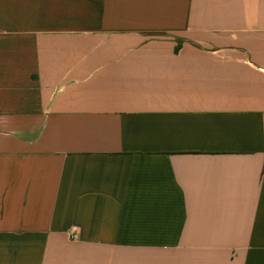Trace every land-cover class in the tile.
I'll use <instances>...</instances> for the list:
<instances>
[{
  "label": "crops",
  "instance_id": "1",
  "mask_svg": "<svg viewBox=\"0 0 264 264\" xmlns=\"http://www.w3.org/2000/svg\"><path fill=\"white\" fill-rule=\"evenodd\" d=\"M0 264H264V0H0Z\"/></svg>",
  "mask_w": 264,
  "mask_h": 264
},
{
  "label": "built area",
  "instance_id": "2",
  "mask_svg": "<svg viewBox=\"0 0 264 264\" xmlns=\"http://www.w3.org/2000/svg\"><path fill=\"white\" fill-rule=\"evenodd\" d=\"M70 237H71V238H77V237H78V235H77V231H76V230H72V231H70Z\"/></svg>",
  "mask_w": 264,
  "mask_h": 264
}]
</instances>
